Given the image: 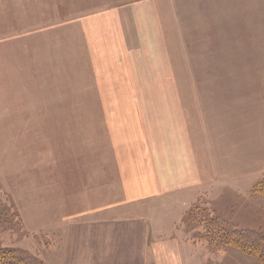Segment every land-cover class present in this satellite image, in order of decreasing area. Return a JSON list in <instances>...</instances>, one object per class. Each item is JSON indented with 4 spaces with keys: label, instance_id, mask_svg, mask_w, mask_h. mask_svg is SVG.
Returning <instances> with one entry per match:
<instances>
[{
    "label": "crops",
    "instance_id": "1",
    "mask_svg": "<svg viewBox=\"0 0 264 264\" xmlns=\"http://www.w3.org/2000/svg\"><path fill=\"white\" fill-rule=\"evenodd\" d=\"M106 26L101 16L87 18V92L101 98L87 99L84 115H54L52 102L43 105L52 114L36 118L39 132L53 136L45 139L51 167L43 201L64 223L135 236L105 245L113 259L87 256V264H183L181 220L197 199L220 197L223 188L256 194L264 174V68L227 74L226 84L171 82L162 52L155 73V65L141 64L144 54L135 55L137 35L123 36L117 23L108 38Z\"/></svg>",
    "mask_w": 264,
    "mask_h": 264
},
{
    "label": "rangeland",
    "instance_id": "2",
    "mask_svg": "<svg viewBox=\"0 0 264 264\" xmlns=\"http://www.w3.org/2000/svg\"><path fill=\"white\" fill-rule=\"evenodd\" d=\"M87 1L0 0V203L12 208L15 221L0 231V245L21 247L43 264H87V256L111 260L106 244L135 242L113 226L64 223L43 201L42 177L51 167L45 139L53 138L37 128V116L52 114L43 105L55 102L54 115L62 118L80 116L87 99L104 94L87 92V18L101 16L108 38L119 27L130 40L137 35L135 55L144 54L141 64L155 65V73L162 52L171 82L226 84L227 74L264 68V0H99L90 9ZM220 192L200 197L190 211H214L264 231V198ZM184 217L183 264H263L232 246L216 249L208 222L200 214Z\"/></svg>",
    "mask_w": 264,
    "mask_h": 264
},
{
    "label": "trees",
    "instance_id": "3",
    "mask_svg": "<svg viewBox=\"0 0 264 264\" xmlns=\"http://www.w3.org/2000/svg\"><path fill=\"white\" fill-rule=\"evenodd\" d=\"M254 190L264 195V174L255 184ZM211 213V214H210ZM210 216L202 211L189 213V219L194 214H200L208 222L212 233L211 239L216 249L232 246L241 252L252 256L264 264V231L258 228L240 226L229 217L210 211ZM192 216V217H191ZM15 226L12 208L0 203V231L11 229ZM0 264H43L34 254L21 247L0 245Z\"/></svg>",
    "mask_w": 264,
    "mask_h": 264
}]
</instances>
